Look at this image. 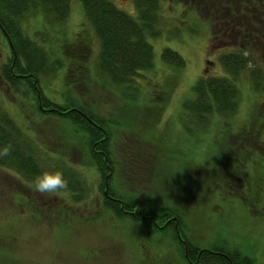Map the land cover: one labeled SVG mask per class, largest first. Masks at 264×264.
Masks as SVG:
<instances>
[{
	"label": "rangeland",
	"instance_id": "rangeland-1",
	"mask_svg": "<svg viewBox=\"0 0 264 264\" xmlns=\"http://www.w3.org/2000/svg\"><path fill=\"white\" fill-rule=\"evenodd\" d=\"M109 1L137 17L135 0ZM71 2L72 11L65 25L57 26V32H50L59 38L41 32V20L36 18L42 13L25 23L32 38L44 36L54 43L55 49L62 43L61 53L56 52L53 58L59 70L43 78L44 90L55 97L54 101L72 97L75 105L83 104L95 110L109 123L105 125L114 139L126 137L135 141L145 130L149 140L151 133H156V151L163 144L162 139L184 151L190 150V158L197 166L185 165L178 154L176 162H172L174 171L180 167L191 178L200 180V172L206 170L210 177L200 198L196 195L191 202L190 196L185 197L187 200L179 206L193 240L206 245L225 237L254 257L256 264H264V96H257L247 72L243 73L236 81L241 96L235 114L227 117L214 114L213 124L206 130L197 129L191 138H186L192 132L183 124L185 103L195 98L193 87L198 80L223 75L219 57L242 42L227 36L215 39L220 28L212 25L211 18L220 17V13L211 9L210 0H161L163 35L150 40L155 69L137 78L139 90L115 91L105 76L97 73L101 44L85 20L81 2ZM253 23L249 27L243 24L240 34L247 31V35L263 36L264 42L261 34L264 24ZM81 28L86 31L82 32ZM67 39L76 44L70 46ZM246 45L264 73L261 42L255 48ZM167 48L185 60L186 66L179 75L162 59ZM12 56L8 42L0 36V73ZM208 61L214 64L208 65ZM165 81L170 83L169 96L158 90ZM0 101L23 130L49 152L59 149L68 153L71 162H81V150L67 144L71 127L63 125L64 119L51 114L40 116L35 98L16 93L2 76ZM160 115L164 116L158 124ZM256 133L260 135V143L254 139ZM196 138L200 141L198 145ZM231 161L239 163L238 170ZM85 180L89 196L85 202L75 204L66 193H39L34 183L15 172L0 169V264H176L182 261L176 248L162 235L152 234L133 221L116 218L105 208L95 172L85 171ZM169 188L163 182L158 184L159 190Z\"/></svg>",
	"mask_w": 264,
	"mask_h": 264
},
{
	"label": "trees",
	"instance_id": "trees-1",
	"mask_svg": "<svg viewBox=\"0 0 264 264\" xmlns=\"http://www.w3.org/2000/svg\"><path fill=\"white\" fill-rule=\"evenodd\" d=\"M81 2L86 19L101 44L96 67L98 75L105 76L108 85L115 91L118 88L139 90L137 78L155 69V53L150 40L163 35L160 27L161 0H135L137 17L109 0ZM210 2L211 9H216L218 15L220 13V17L211 18L212 25L220 28L215 39L227 36L242 43L219 57L223 75L201 78L193 87L195 98L188 100L184 106L186 120L183 124L192 132L186 138L194 137L197 129L206 130L209 124H213L214 114L227 117L237 112L241 90L236 81L243 73L247 72L251 88L257 96H264L263 70L253 58L252 49L246 45L251 44L255 48L261 42L264 48L263 36L247 35V31L240 34L243 24L249 27L253 23L251 19L264 24V0ZM70 11V0H0V36L8 42L13 54L10 62L2 68L0 77L16 93L33 96L40 116L51 114L64 119L63 125L71 127L66 137L67 144L81 150V162H71L68 153L59 149L49 152L23 130L0 101V150L8 147L10 153L0 159V169L15 172L30 183H34L35 178L44 172L58 171L68 184L67 191L61 192L69 195L75 204L85 202L89 196L85 171L95 172L98 188L105 198V208L116 218L133 221L170 241L182 259L176 264H256L254 257L225 237H218L206 245H202L203 241L201 244L193 240L179 206L187 200L185 197L190 196L191 202L195 201L196 195L200 198L210 177L206 170L200 172V180L191 178L187 170L183 171L180 167L174 171L172 162H176L178 154L185 165L197 166L190 158V150L184 151L162 139L163 144H159L156 151V133L152 132L149 140L145 130L135 141L126 137L114 139L112 131L106 127L109 123L95 110L83 104L75 105L72 97H65L66 101L62 102L54 101L55 97L52 98L44 90L43 78H49L50 74L59 70L53 58L56 52L61 53L62 43L55 49L54 43L44 36L32 38L27 34L25 23L42 13L49 26L62 24L68 19ZM255 22L253 24H257ZM46 33L51 36L49 31ZM68 44L73 46L76 43ZM48 46L53 47L52 50L47 49ZM246 52H249L247 56ZM69 53L72 57L73 50L70 49ZM162 59L178 75L186 66L182 56L169 48L163 50ZM158 90L169 96V81H165ZM163 116L160 115L158 124ZM258 135L256 133L253 138L260 142ZM196 139L195 145H198L200 141ZM231 162L238 170L239 163ZM241 163L244 164V161ZM159 182L170 185V188L159 190Z\"/></svg>",
	"mask_w": 264,
	"mask_h": 264
},
{
	"label": "clouds",
	"instance_id": "clouds-1",
	"mask_svg": "<svg viewBox=\"0 0 264 264\" xmlns=\"http://www.w3.org/2000/svg\"><path fill=\"white\" fill-rule=\"evenodd\" d=\"M9 154V148L5 147L0 150V159L7 157ZM34 185L36 191L49 195H54L61 191H67L68 189L67 181L58 171L42 173L35 178Z\"/></svg>",
	"mask_w": 264,
	"mask_h": 264
},
{
	"label": "water",
	"instance_id": "water-1",
	"mask_svg": "<svg viewBox=\"0 0 264 264\" xmlns=\"http://www.w3.org/2000/svg\"><path fill=\"white\" fill-rule=\"evenodd\" d=\"M209 65H212L211 63H208Z\"/></svg>",
	"mask_w": 264,
	"mask_h": 264
}]
</instances>
